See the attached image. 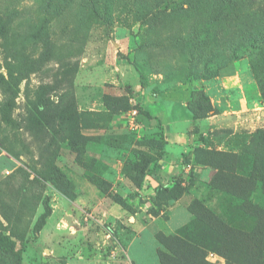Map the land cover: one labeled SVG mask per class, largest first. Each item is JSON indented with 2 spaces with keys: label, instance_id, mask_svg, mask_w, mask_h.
Returning <instances> with one entry per match:
<instances>
[{
  "label": "rangeland",
  "instance_id": "1",
  "mask_svg": "<svg viewBox=\"0 0 264 264\" xmlns=\"http://www.w3.org/2000/svg\"><path fill=\"white\" fill-rule=\"evenodd\" d=\"M141 1L108 0L105 13L93 18L81 12L84 0H0V75H11L15 87L6 115L11 124L3 119L6 95L0 86V231L12 233L22 250L21 264H161L158 253L165 249L156 237L173 236L190 223L192 200L246 227L239 201L210 185L214 170L208 158L217 152L235 156L230 163L236 173L262 178L251 202L264 208V99L255 77L258 73L264 81V56L236 39L245 34L242 23L249 19L237 12L229 24L219 25L225 30L200 33V40L211 38L208 44L189 50L186 35L216 12L213 3L177 1L183 12H161L158 1ZM260 4L264 7V0ZM233 65L240 68L239 80L228 73ZM181 87L192 119L197 93L218 116L206 136L197 139V129L184 125L177 127L184 141L170 144L169 129L153 115L151 99ZM242 99L246 109L230 113L241 109ZM219 104L229 113L219 115ZM133 109L135 130L128 124ZM68 110L88 137L87 166L64 140L60 119ZM35 115L42 117L39 124ZM50 164L65 175L74 199L45 179ZM134 165H144L143 173L130 172ZM149 169L164 180H150ZM129 175L149 182L134 199ZM158 186L177 188L181 195L159 200L167 205L159 210ZM47 207L50 215L35 233ZM248 256L243 255L245 263H264V255ZM203 259L226 264L210 250Z\"/></svg>",
  "mask_w": 264,
  "mask_h": 264
},
{
  "label": "trees",
  "instance_id": "2",
  "mask_svg": "<svg viewBox=\"0 0 264 264\" xmlns=\"http://www.w3.org/2000/svg\"><path fill=\"white\" fill-rule=\"evenodd\" d=\"M97 0H84V7L81 12L87 11L93 18L98 17L101 13H105L108 0H103L101 4ZM160 5L161 12H183L182 8L176 6V2L185 0H156ZM189 2L199 0H188ZM214 5V12L212 15L206 17L202 24L197 29L189 32L184 39V44L189 50L193 47L202 46L208 41L200 40V33L208 32L210 29L217 32L225 30L227 26L219 27V25H227L231 22L233 16L238 12L240 15L246 16L249 21L243 22L245 34L238 35L240 42H245L251 49L255 50L260 56H264V29L262 22L264 21V7L260 4L263 0H210ZM260 1V2H259ZM141 2H144L142 0ZM177 2V3H178ZM142 8L147 9L144 3H140ZM170 5L171 7H167ZM240 6V9L238 7ZM253 19V20H252ZM210 26H214L210 28ZM218 27V28H217ZM2 27H0V34ZM206 34V33H205ZM228 46L230 47L229 43ZM237 47V46H236ZM236 47H233L231 54L236 53ZM226 67H223L224 69ZM257 82H259L260 95L264 99V81L262 77L255 75ZM14 80L11 75L9 79H5L0 75V86L5 93V104L3 108V119L11 124L13 121L8 120L6 115L9 113L15 96ZM195 112L191 111L194 120L207 118L214 113V108L208 100L203 99L200 93L195 95ZM189 108V107H188ZM204 108V112L200 113L198 110ZM41 108L39 107L38 110ZM42 117H33V121L40 123ZM61 125L65 130V137L67 144L77 154L79 160L85 158V144L88 140L87 136L81 133L80 122L75 112L68 110L61 115ZM208 158L210 168L214 170V174L210 180V185L224 191L230 195L231 198L239 201L238 211L244 214L248 220L246 227L244 225L238 226L223 219L219 214L212 209L206 207L200 201L192 200L188 205V211L192 214L190 223L174 234L173 236H166L158 234L157 240L159 244L165 249L158 253L161 264H210L206 262L203 257L207 251L214 252L217 255H222L226 264H248L243 261V255H249V258L264 255V208L253 204L251 202V193L257 181L262 182L257 174L236 173L230 163L231 158H235L233 154L228 152H217ZM89 160L85 158L84 164L87 166ZM130 172L141 174L144 170V165L131 167ZM147 171L146 176L152 181H156L155 173ZM136 175H129L136 190L133 199L138 197L137 191L146 190L149 182H145L143 177L137 179ZM45 179L60 193L69 199H74V196L68 192V185L65 175L54 165L50 164L47 168V175ZM89 179L96 183L100 188V183L96 177L90 176ZM263 183V182H262ZM144 184V185H143ZM165 194V195H164ZM170 194V195H169ZM173 194V195H171ZM155 201H167L171 196L174 200L180 197V191L177 188L163 189L158 186L155 188ZM169 195V196H168ZM161 198V199H160ZM114 202L120 205L123 209H129L127 205L119 197H113ZM159 203V202H158ZM167 205H158L159 210H163ZM50 215V209L47 207L44 212L38 217L34 225V232L38 233L46 218ZM22 250L17 249V243L13 239L12 233H4L0 231V264H21ZM264 258V256H263ZM264 261V259H263ZM264 264V263H262Z\"/></svg>",
  "mask_w": 264,
  "mask_h": 264
},
{
  "label": "crops",
  "instance_id": "3",
  "mask_svg": "<svg viewBox=\"0 0 264 264\" xmlns=\"http://www.w3.org/2000/svg\"><path fill=\"white\" fill-rule=\"evenodd\" d=\"M240 71V68H237L236 65H233V69L229 71L228 73H236L232 78H235L236 80L238 79V74L237 72ZM240 78V77H239ZM243 99H244V92L241 90ZM240 100V107L241 109L239 111H231L230 113H240L243 112L246 109V103L244 104V101ZM151 107L153 109V115L157 117L159 120L160 124L163 127H168L170 135H169V140L170 144H173V141L178 140V142H183L186 135L179 134L178 131L179 129L177 127H182L184 125L188 126V130L191 131L195 127L197 129V133L200 136H196L197 139L200 137L206 136V130L210 128L212 124H214L213 120L218 116L217 114H213L212 116H209L207 118L203 119H198V120H193L189 112L187 110V101H188V93L186 92L185 87H181L180 89L177 90L176 93L171 94L170 96L167 95L161 99L155 100L151 99ZM243 102V104H242ZM219 115H224L228 114L229 111L226 108V105L224 104H219ZM230 105L228 104L227 107ZM146 108V107H145ZM146 111V109H144ZM156 111V112H155ZM160 115V116H159ZM161 115H166V118L163 119ZM195 135V134H193ZM193 135H191V140L193 139ZM167 156V155H166ZM165 156V158H166ZM170 157V156H169ZM166 159V161H169L171 157ZM207 170V169H206ZM209 171V170H208ZM212 173V171L210 170ZM210 173L208 172V175ZM156 181L164 180V178L161 175H156L155 177Z\"/></svg>",
  "mask_w": 264,
  "mask_h": 264
},
{
  "label": "built area",
  "instance_id": "4",
  "mask_svg": "<svg viewBox=\"0 0 264 264\" xmlns=\"http://www.w3.org/2000/svg\"><path fill=\"white\" fill-rule=\"evenodd\" d=\"M128 116H129V120H128L129 128L131 130L138 129L139 125L136 122L137 111L135 109L130 110Z\"/></svg>",
  "mask_w": 264,
  "mask_h": 264
}]
</instances>
